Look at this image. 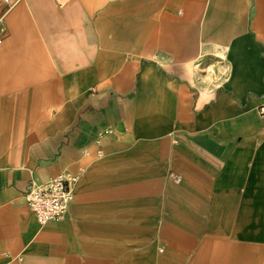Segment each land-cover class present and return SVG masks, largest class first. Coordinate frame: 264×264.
<instances>
[{
	"label": "crops",
	"instance_id": "obj_1",
	"mask_svg": "<svg viewBox=\"0 0 264 264\" xmlns=\"http://www.w3.org/2000/svg\"><path fill=\"white\" fill-rule=\"evenodd\" d=\"M1 10L0 264H264V0Z\"/></svg>",
	"mask_w": 264,
	"mask_h": 264
},
{
	"label": "built area",
	"instance_id": "obj_2",
	"mask_svg": "<svg viewBox=\"0 0 264 264\" xmlns=\"http://www.w3.org/2000/svg\"><path fill=\"white\" fill-rule=\"evenodd\" d=\"M15 1L17 0H0V31L4 19L1 5H10ZM72 1L56 0L59 8L67 7ZM258 112L264 119V100L259 105ZM74 181V179H67L62 176L42 183L30 181L25 191V198L29 209L34 213L40 225L63 219L73 200L72 185Z\"/></svg>",
	"mask_w": 264,
	"mask_h": 264
}]
</instances>
